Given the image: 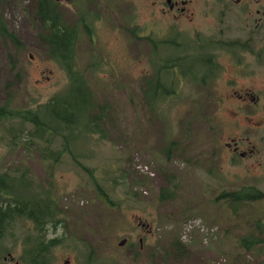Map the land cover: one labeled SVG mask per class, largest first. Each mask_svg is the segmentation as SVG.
<instances>
[{
  "label": "rangeland",
  "instance_id": "obj_1",
  "mask_svg": "<svg viewBox=\"0 0 264 264\" xmlns=\"http://www.w3.org/2000/svg\"><path fill=\"white\" fill-rule=\"evenodd\" d=\"M37 2L0 1L2 20L21 44L18 48L0 39V105L11 100L14 107H35L67 86L66 75L44 55L41 26L35 19ZM162 3L75 0L61 5L63 17L71 24L77 12L99 17L94 42L81 33L76 46L80 65L89 69L87 78L97 105L105 108L104 138H89L85 151L94 156L82 163L93 168L98 178L113 170L108 176L117 186L109 194L119 201V210L98 200L88 177L70 161L54 169L51 180L45 178L37 154L11 151L0 143L1 169L25 165L60 198L66 221L57 235L65 233V243L76 246L53 250L52 264H85L88 252L82 253L83 245L91 247L95 263L112 259L117 264H264V229H257V222L264 221V202L240 207L234 218L222 201L215 200L222 191L244 186L254 185L264 192V161H231L222 146L237 135L229 119L235 107L218 103L214 93L199 86L194 101H164L153 112L145 103L142 80L148 83L145 78L152 74L153 52L142 37L152 31L157 42L158 34L172 27L160 18ZM129 29L142 30L141 37ZM156 50L172 55L165 45L158 44ZM154 85V81L148 84L149 95ZM220 86L215 89L218 95ZM173 176L177 191L162 200L161 191L170 187L166 179ZM126 192L135 200L128 199ZM194 217L216 226L218 235L206 245L198 239L180 242L183 254L170 249L174 238L179 241L180 225ZM25 232L26 228L18 230L15 239L8 240L12 251L10 256L2 255L6 264L19 259ZM248 233L262 241L256 251L244 252L237 244ZM122 239L127 242L118 247Z\"/></svg>",
  "mask_w": 264,
  "mask_h": 264
},
{
  "label": "trees",
  "instance_id": "obj_2",
  "mask_svg": "<svg viewBox=\"0 0 264 264\" xmlns=\"http://www.w3.org/2000/svg\"><path fill=\"white\" fill-rule=\"evenodd\" d=\"M80 6L81 4L78 5ZM77 13L76 22L71 24L63 17L61 4L52 0H38L35 19H38L41 26L39 39L45 44L44 55L66 75L67 86L47 102L35 107H14L11 100L0 105V143L11 151L21 149L24 153L37 154L45 178L51 180L54 169L64 161H70L93 184L96 198L106 207L119 210V201L111 200L109 194L114 191L112 186H117L108 176L113 170H106L104 177L98 178L94 176L93 168L82 163L94 156L85 151L89 138L96 135L104 138L102 113L105 108L98 107L87 78L89 69L82 68L76 54L81 33L90 42H94L93 27L99 17L87 12L83 17L84 15ZM128 23L131 25L129 19ZM141 31L129 29L135 37ZM0 39L21 47L14 32H10L2 20L1 14ZM153 87L151 95L143 92L145 103L151 112L164 103V99L156 94V84ZM171 147L173 144L167 147L168 151ZM166 180L170 187L161 191L159 198L162 200L174 196L178 188L174 176ZM51 189L31 175L25 165L0 168V264H6L2 255L5 253L10 256L12 251L11 247H7L8 240L15 239V233L24 228L26 232L22 238L21 255L14 264H52L53 250L57 247L76 246L73 242L65 243V233L57 235L65 227L66 218L62 214L57 192ZM126 194L128 199L135 200V195L130 197L128 192ZM215 200L222 201L232 217L237 218L240 207L264 202V192L254 185L244 186L229 193L222 191ZM257 229H264V221L257 222ZM261 242L252 233H248L237 244L244 252H250L256 251ZM83 246L85 251L82 253L88 252L84 255L85 264H117L112 259L95 263L91 247ZM170 249L181 254L185 252L177 238L171 241Z\"/></svg>",
  "mask_w": 264,
  "mask_h": 264
},
{
  "label": "flooded vegetation",
  "instance_id": "obj_3",
  "mask_svg": "<svg viewBox=\"0 0 264 264\" xmlns=\"http://www.w3.org/2000/svg\"><path fill=\"white\" fill-rule=\"evenodd\" d=\"M162 2L160 18L172 27L158 34L157 42L152 31L142 37L153 52L150 78L156 94L164 100H194L199 86L214 93L218 103H231L235 111H229V119L237 135L222 145L228 158L264 161V2ZM158 44L172 55L156 50ZM218 84L223 87L219 95Z\"/></svg>",
  "mask_w": 264,
  "mask_h": 264
},
{
  "label": "water",
  "instance_id": "obj_4",
  "mask_svg": "<svg viewBox=\"0 0 264 264\" xmlns=\"http://www.w3.org/2000/svg\"><path fill=\"white\" fill-rule=\"evenodd\" d=\"M52 1H54L55 3L63 4V3H70L71 1H74V0H52ZM125 243H126V240H122L119 242L118 246L123 247Z\"/></svg>",
  "mask_w": 264,
  "mask_h": 264
},
{
  "label": "built area",
  "instance_id": "obj_5",
  "mask_svg": "<svg viewBox=\"0 0 264 264\" xmlns=\"http://www.w3.org/2000/svg\"><path fill=\"white\" fill-rule=\"evenodd\" d=\"M190 227H188L187 229H189Z\"/></svg>",
  "mask_w": 264,
  "mask_h": 264
}]
</instances>
